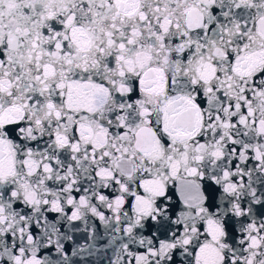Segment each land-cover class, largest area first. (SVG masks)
<instances>
[{
  "label": "snow or ice",
  "instance_id": "1",
  "mask_svg": "<svg viewBox=\"0 0 264 264\" xmlns=\"http://www.w3.org/2000/svg\"><path fill=\"white\" fill-rule=\"evenodd\" d=\"M0 264H264V0H0Z\"/></svg>",
  "mask_w": 264,
  "mask_h": 264
}]
</instances>
